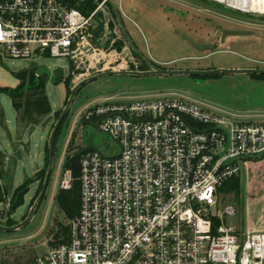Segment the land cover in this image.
Segmentation results:
<instances>
[{"label": "built area", "instance_id": "built-area-1", "mask_svg": "<svg viewBox=\"0 0 264 264\" xmlns=\"http://www.w3.org/2000/svg\"><path fill=\"white\" fill-rule=\"evenodd\" d=\"M204 1L264 17V0ZM108 3L85 14L65 0H0V57L91 62L104 52L98 14ZM106 100L86 115L113 152H80L69 238L31 264H264V231L229 224L237 207L221 196L228 180L264 161V120L231 118L182 96ZM67 175L60 189L72 187Z\"/></svg>", "mask_w": 264, "mask_h": 264}, {"label": "rangeland", "instance_id": "rangeland-1", "mask_svg": "<svg viewBox=\"0 0 264 264\" xmlns=\"http://www.w3.org/2000/svg\"><path fill=\"white\" fill-rule=\"evenodd\" d=\"M100 0H94L96 7ZM127 17L121 16L134 44L155 64L166 68H264V17L245 15L204 0H114ZM95 7V8H96ZM97 36L104 41V52L91 62L67 66L64 58L43 57L32 63L27 59L0 57V87H17V73L36 69V76L47 71L46 93L52 112L40 125L26 129L17 126L11 97L0 92V163L15 159L11 180L14 189L32 180L25 205L16 212L0 203V223L12 226L21 222L39 195L47 173L46 145L61 111L66 105L67 89L81 79L106 70H144L146 63L128 45L110 3L98 14ZM108 25V29L105 25ZM242 30L248 35H228L223 31ZM212 44V49L197 50L191 43ZM65 67L60 82L52 72ZM189 69V68H188ZM262 76V77H260ZM156 95L193 98L231 118L258 122L264 120V74H222L194 77L188 75H110L83 84L77 91L55 138L54 166L45 195L34 218L14 231L0 230V264H31L58 241L56 235L70 220L56 202L60 182L68 178L64 165L68 155L81 148L113 152L114 141L95 126L86 114L107 98L139 99ZM57 112H60L57 115ZM87 123H82L83 119ZM1 168V166H0ZM3 168V167H2ZM44 173L41 179L36 174ZM241 195L221 190L222 200L237 207V215L227 222L243 232L264 231V161L246 167L240 175Z\"/></svg>", "mask_w": 264, "mask_h": 264}, {"label": "trees", "instance_id": "trees-1", "mask_svg": "<svg viewBox=\"0 0 264 264\" xmlns=\"http://www.w3.org/2000/svg\"><path fill=\"white\" fill-rule=\"evenodd\" d=\"M71 6L79 8L85 14L91 13L96 3L94 0H65ZM138 56V55H137ZM48 72L42 71L40 76H36V69L23 70L17 73V77L20 83L17 87H0V92L7 93L13 103V107L17 114V126L22 129H26L30 126L40 125L41 118L49 115L52 112L51 103L46 93V82L48 79ZM259 76V75H256ZM262 77V76H260ZM61 79L55 80L58 83ZM71 93L70 88L67 89V95L69 97ZM68 99V98H67ZM68 101V100H67ZM66 101V103H67ZM60 112H57V115ZM83 119V118H82ZM82 123H87V119L84 118ZM89 149V148H87ZM86 148H81L77 152L68 155L64 169L71 170L72 173V187L70 189H60L57 194L56 202L60 209L64 212L67 219L72 220L75 218L80 209L81 201V182L79 179L81 166L80 156L81 151ZM46 151L48 155V144L46 145ZM263 162V161H258ZM258 162H253L249 166H253ZM44 173L36 174L35 179H41ZM32 180L26 179L24 184L17 188L11 198V204L14 202L17 193L26 187ZM221 190L226 193H233L236 196L241 195L242 182L241 177L237 176L228 180L222 187ZM8 192L3 190L0 186V203L6 201ZM57 242L65 241L69 238V226H63L59 233L56 235ZM54 244V243H53Z\"/></svg>", "mask_w": 264, "mask_h": 264}, {"label": "water", "instance_id": "water-1", "mask_svg": "<svg viewBox=\"0 0 264 264\" xmlns=\"http://www.w3.org/2000/svg\"><path fill=\"white\" fill-rule=\"evenodd\" d=\"M110 5L113 9V12L115 14L116 20L120 26V29L130 46V48L137 54L147 65V69L144 70H135V69H130V70H106L102 72H98L96 74H93L91 76H88L86 78L81 79L79 82H77L72 88H71V93L69 95L68 101L64 107V109L61 111L57 121L55 122L53 129L49 135L48 138V167H47V173L43 182L42 189L39 193V195L36 197L33 205L30 207L27 216L21 221L18 222L17 224H14L12 226L8 225H3L0 223V230L2 231H14L18 230L25 225H27L35 216L39 205L45 195L50 176L53 171V166H54V160H53V155H54V150H55V138L58 133V130L66 117V115L69 112L70 106L74 100V97L77 93V91L80 89V87L88 83L90 81L110 76V75H134V76H148V75H188V76H194V77H205V76H217V75H222V74H251V75H262L264 74V68H256V67H249V68H224V67H219V68H208V69H188V68H166L159 66L152 62L150 59L146 58L140 50L137 48V46L134 44L128 30L126 29V26L123 22L122 16L120 14L119 8L114 2V0H110ZM250 32L247 31H242V30H225L223 31V36H222V41L225 40V38L228 35H248ZM197 50H205V49H212L216 47V43L212 44H197L195 42H191ZM53 76L56 79H62L65 76V69L63 66H58L56 67L53 72ZM87 149V148H86ZM31 187L26 186L23 189H21L16 197L15 200L12 204H10V212H16L19 207L25 205L26 203V195L30 192Z\"/></svg>", "mask_w": 264, "mask_h": 264}, {"label": "crops", "instance_id": "crops-1", "mask_svg": "<svg viewBox=\"0 0 264 264\" xmlns=\"http://www.w3.org/2000/svg\"><path fill=\"white\" fill-rule=\"evenodd\" d=\"M111 9H112V7H111ZM112 11H113V9H112ZM187 68H190V67H187ZM5 155L8 156V162H7V165L0 163V166H1V168H0V186L2 187L3 190H6L9 193L8 197L12 198L15 190L17 188H19L20 186H22L23 184L14 189L13 184H12V180H11V174H12V171L14 169L15 159L10 154H5ZM4 203L6 204V202H4Z\"/></svg>", "mask_w": 264, "mask_h": 264}]
</instances>
